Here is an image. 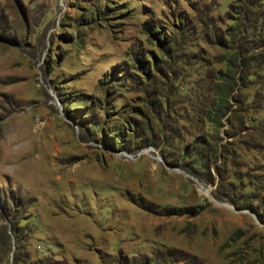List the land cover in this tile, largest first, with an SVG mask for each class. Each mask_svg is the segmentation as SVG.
I'll use <instances>...</instances> for the list:
<instances>
[{
    "label": "rangeland",
    "instance_id": "374dc122",
    "mask_svg": "<svg viewBox=\"0 0 264 264\" xmlns=\"http://www.w3.org/2000/svg\"><path fill=\"white\" fill-rule=\"evenodd\" d=\"M0 264H264V0H0Z\"/></svg>",
    "mask_w": 264,
    "mask_h": 264
}]
</instances>
